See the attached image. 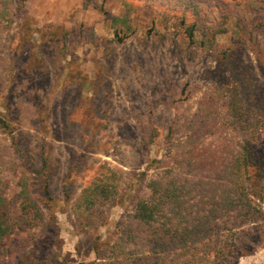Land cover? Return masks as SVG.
I'll return each instance as SVG.
<instances>
[{
    "label": "rangeland",
    "instance_id": "rangeland-1",
    "mask_svg": "<svg viewBox=\"0 0 264 264\" xmlns=\"http://www.w3.org/2000/svg\"><path fill=\"white\" fill-rule=\"evenodd\" d=\"M97 1L0 0V193L16 220L0 264H106L137 175L172 143L264 160V0ZM105 175L120 198L78 214ZM254 181L262 212L231 264H264Z\"/></svg>",
    "mask_w": 264,
    "mask_h": 264
},
{
    "label": "trees",
    "instance_id": "trees-1",
    "mask_svg": "<svg viewBox=\"0 0 264 264\" xmlns=\"http://www.w3.org/2000/svg\"><path fill=\"white\" fill-rule=\"evenodd\" d=\"M97 2L82 0L84 8ZM175 146L172 143L151 160L150 172L137 175L139 185L128 196L124 219L115 225L106 264L234 261L239 233L262 212L253 199L258 195L253 184L264 177V160L240 151V146L237 151H226L227 157L212 144L193 145L192 151H175ZM109 170L112 177L114 171ZM109 175L83 188L74 205L78 214L86 213L100 198H120L117 185L107 180ZM6 205L0 193V263L1 251L16 224Z\"/></svg>",
    "mask_w": 264,
    "mask_h": 264
}]
</instances>
